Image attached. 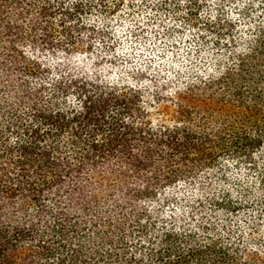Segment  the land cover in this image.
<instances>
[{
    "label": "trees",
    "instance_id": "1",
    "mask_svg": "<svg viewBox=\"0 0 264 264\" xmlns=\"http://www.w3.org/2000/svg\"><path fill=\"white\" fill-rule=\"evenodd\" d=\"M263 11L0 0V264H264Z\"/></svg>",
    "mask_w": 264,
    "mask_h": 264
},
{
    "label": "rangeland",
    "instance_id": "2",
    "mask_svg": "<svg viewBox=\"0 0 264 264\" xmlns=\"http://www.w3.org/2000/svg\"><path fill=\"white\" fill-rule=\"evenodd\" d=\"M264 12V11H263ZM258 14H261L260 12ZM264 14V13H263ZM262 14V15H263ZM259 18L257 17V13L251 18V20L246 19L241 22V26L243 27V31L239 34L243 36H238L236 39V54H243L249 52L252 46L255 45V39L258 37L255 34L256 31V23ZM264 22V21H263ZM181 46L186 45L185 39L180 40ZM249 42L250 44L245 45L244 43ZM188 44V43H187ZM159 49L167 50L169 46L167 44H159ZM191 56L181 55L179 59H176L172 54H168L165 59V65L169 67L170 71H173L174 68H181L184 71L188 72L192 69H204V68H215L218 66H231L234 62L233 57L230 56L229 51L223 49H214L212 46L207 43H200L199 47H197ZM220 60V61H219ZM221 63V64H220ZM220 64V65H219Z\"/></svg>",
    "mask_w": 264,
    "mask_h": 264
}]
</instances>
